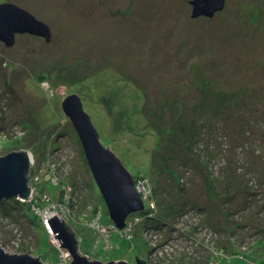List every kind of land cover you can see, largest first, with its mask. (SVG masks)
<instances>
[{"label":"rangeland","instance_id":"374dc122","mask_svg":"<svg viewBox=\"0 0 264 264\" xmlns=\"http://www.w3.org/2000/svg\"><path fill=\"white\" fill-rule=\"evenodd\" d=\"M5 1L53 35L0 40V156L29 151L34 188L27 213L0 200V244L62 263L43 219L57 206L91 259L264 264V0L212 16H193V0ZM73 93L102 143L154 184L132 237L111 235L107 252L88 218L110 224L108 206L62 108Z\"/></svg>","mask_w":264,"mask_h":264},{"label":"water","instance_id":"95a60500","mask_svg":"<svg viewBox=\"0 0 264 264\" xmlns=\"http://www.w3.org/2000/svg\"><path fill=\"white\" fill-rule=\"evenodd\" d=\"M225 2L226 0H193V16H212L225 6ZM27 32L42 36L46 41L52 40L53 31L47 22L15 2L0 3V40L11 46L18 34ZM62 108L80 137L112 221L119 229H123L129 215L146 209L145 201L137 188V181L113 149L102 143L79 94L66 96ZM32 165L33 156L26 150L12 151L0 156V200L14 197L27 201L31 198L32 187L29 181ZM49 222L61 246L71 253L72 259L69 263H46L30 253H11L0 244V264H130L124 260L105 262L91 259L80 251L76 233L64 219L54 214ZM142 260H138L136 264H148Z\"/></svg>","mask_w":264,"mask_h":264},{"label":"built area","instance_id":"2783aa9c","mask_svg":"<svg viewBox=\"0 0 264 264\" xmlns=\"http://www.w3.org/2000/svg\"><path fill=\"white\" fill-rule=\"evenodd\" d=\"M49 172L51 173V179L52 181L56 182L54 179L57 178L56 176L53 175V171L51 169V165H49ZM58 179V178H57ZM59 181V180H58ZM31 184V182H30ZM149 182L148 180H137V188L141 193V196L143 197V199H148L149 195L151 194V188L149 187ZM32 186V184H31ZM33 187V186H32ZM34 193V188H32V194ZM66 199L70 200L69 197H67ZM151 205L154 204V202L150 203ZM50 208V207H48ZM57 209V206L54 207V210ZM54 210H50L47 209L44 212L43 215V219H44V223L49 231V233L52 235V243L58 248L59 250V257H60V261L62 263H69L72 259L71 253L69 252L68 249L63 248L61 246V242L56 238V233L53 231L49 219L54 215L57 214ZM100 212H98V214L95 217H91L88 218V224L91 228H93L94 230H96L98 233H100L101 236L104 237L105 240V248H109L111 245L109 243V237L112 235L113 232H120L122 234V236L127 237V238H131L132 237V226H131V222L129 221V219L126 220V225L123 229H119L114 223L110 224V225H104L101 221H100ZM63 219V217H61ZM142 217H137V220L141 219Z\"/></svg>","mask_w":264,"mask_h":264},{"label":"trees","instance_id":"16d2710c","mask_svg":"<svg viewBox=\"0 0 264 264\" xmlns=\"http://www.w3.org/2000/svg\"><path fill=\"white\" fill-rule=\"evenodd\" d=\"M161 130H164V128L161 129ZM167 130L170 131L171 129H167ZM151 173H152V172H151ZM150 177H151V176H150ZM150 177L144 175L143 178H140V179H142V180H144V179L147 180V179H148V180H149V183L151 182V189H153L154 184H153L152 179H151ZM152 185H153V186H152ZM13 199L16 200L18 208H21L23 211H25V213H27V211H26V207H25V206H24V207H23V206H20V204H19L20 202H22V203L24 202L23 204H26L25 201H22V200L17 199V198H13ZM19 200H20V201H19ZM27 203H28V202H27ZM30 209L33 210L32 207H31ZM95 211H96V210H95ZM98 211H99V210H98ZM149 213L152 214V212H149V210H147V211L143 212L142 215H143L144 217H145V216L148 217L147 219H150V218L153 217V216H151ZM100 215H101V213H100ZM100 219H101V217H100ZM151 219H154V218H151ZM112 223H113V222H111L110 224H112ZM110 224H108V225H110ZM115 233H119L120 236H122V234H121L120 232H118V231H117V232H113L112 235H114ZM109 238H110V237H109ZM113 244H114V243H113ZM113 244L111 243V244H110L111 246H110L107 250H105L106 248L103 247L104 250L107 252V251H109V250H112V248L115 249V248L117 247V245L115 246V244H114V245H113ZM104 246H105V245H104ZM235 254H236V252H235ZM219 255H220V257L223 256V255L221 254V252H219ZM229 258H230V257H229ZM226 259L228 260L227 257H221V262L224 263V261H225ZM138 260H142V259H141V258H138L137 261H138ZM142 261H145V260L143 259ZM145 262H147V261H145ZM147 263H148V262H147Z\"/></svg>","mask_w":264,"mask_h":264},{"label":"clouds","instance_id":"9594fccd","mask_svg":"<svg viewBox=\"0 0 264 264\" xmlns=\"http://www.w3.org/2000/svg\"><path fill=\"white\" fill-rule=\"evenodd\" d=\"M135 180H136V178H135ZM31 185V184H30ZM146 207V206H145ZM98 212H100V210L98 211ZM128 219V218H127ZM113 222V221H112ZM114 223V222H113ZM115 224V223H114ZM73 228V227H72ZM74 230V229H73ZM76 233V236H77V232H75ZM77 239H78V236H77ZM78 242H79V239H78ZM79 246H80V243H79Z\"/></svg>","mask_w":264,"mask_h":264},{"label":"bare ground","instance_id":"6f19581e","mask_svg":"<svg viewBox=\"0 0 264 264\" xmlns=\"http://www.w3.org/2000/svg\"><path fill=\"white\" fill-rule=\"evenodd\" d=\"M11 198H14V197H11ZM18 199V198H17ZM20 200H23V199H21V198H19Z\"/></svg>","mask_w":264,"mask_h":264}]
</instances>
